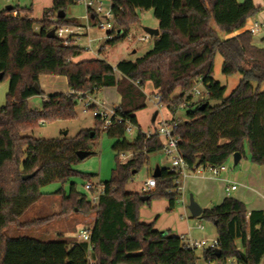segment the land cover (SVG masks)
I'll return each instance as SVG.
<instances>
[{"label": "trees", "instance_id": "16d2710c", "mask_svg": "<svg viewBox=\"0 0 264 264\" xmlns=\"http://www.w3.org/2000/svg\"><path fill=\"white\" fill-rule=\"evenodd\" d=\"M76 3L53 0L39 20L32 17L29 7L0 9V73L2 80L10 79L7 102L0 108V264H89L85 242L11 237L7 229L14 224H47L74 212L88 216L94 211L91 239L96 264H197V249L188 248L180 235L163 234L154 223H143L139 217L141 205L153 198L168 199V210H174L180 172L159 167L154 190L127 191L149 155L163 148L157 134L146 140L136 113L147 106L144 88L151 82L160 103L171 113L176 114L181 106L186 109L174 133L192 171L226 164L235 153L264 166V48L253 45L249 30L226 38L243 29L260 9L253 0H115L114 22L122 35L108 40L106 46L125 39L139 21L140 11H153L160 35L153 37V47L142 56L113 66L100 58L75 61L84 50L80 45L49 36L59 25L80 22L67 17V9ZM61 11L66 17L58 18ZM217 53L223 57V74L241 75L229 95L213 76ZM43 75L65 76L70 92L46 96L42 89L37 91L35 84ZM199 79L210 93L192 102V95L186 94ZM110 87L122 99L113 124L106 129L95 117L94 130H82L72 138L37 139L26 134L45 122L75 118L80 99ZM36 95H44L41 108L29 106L28 100ZM211 100L218 103L212 105ZM130 126L138 128L133 140L126 138ZM101 132L116 139L115 151L136 154L126 162L117 155L111 179L99 181L105 187L99 202L93 204L72 184L68 194L57 192L61 194L59 213L22 223V216L43 197V186L77 175L91 182L93 175L74 166L83 160L78 151H93ZM30 174L34 175L24 178ZM145 196L149 198L144 201ZM201 216L214 223L220 242V256L213 249L203 251L208 264L264 263V211H249L241 200L227 197L204 209Z\"/></svg>", "mask_w": 264, "mask_h": 264}, {"label": "rangeland", "instance_id": "374dc122", "mask_svg": "<svg viewBox=\"0 0 264 264\" xmlns=\"http://www.w3.org/2000/svg\"><path fill=\"white\" fill-rule=\"evenodd\" d=\"M45 2L47 3L44 4H50L52 3V0H45ZM44 4L41 0H0V9H6V7L10 5L14 7H29L33 10L32 17L39 20L43 16L45 8ZM86 13V6L80 2L67 9V17L79 19L83 25L87 23L86 20L83 19V16L86 15ZM139 15V21L133 25L131 30L135 36L143 35V27L157 28L156 25H158V20L154 16L152 10L140 11ZM89 24L91 25L89 34L78 38L76 43L84 49L83 54L104 59L113 66L121 60H134V58L142 56L153 47L154 38L141 43H132L125 38L114 46H106L109 32L100 29L97 26L98 23L94 20H91ZM88 49H92L94 54L89 52L86 53ZM134 49L137 50V53L135 54L133 53ZM222 64L223 57L220 53H217L214 61L213 76L227 88L226 95H229L240 82L241 75L223 74ZM9 86L10 79L8 77L0 81V108L4 107L7 102ZM200 88L202 90L205 89L204 85H201ZM105 91L106 89L99 93L98 96H96V93L86 99H80L76 106L75 118L45 122L42 123L39 128L29 131L26 134L37 139H55L64 137L72 138L82 130H94L96 128V118L94 116V108H90V106L94 105L95 100L98 101V97L105 100ZM144 91L147 95V106L143 110L138 111L136 114L140 128L143 131H151L160 125L162 119H170L174 117L175 114L171 113L165 105L159 103L156 96L157 90L151 82L146 83ZM188 94L192 95L191 91H189L186 95ZM204 98H207V96ZM43 99L44 95L33 96L28 100L29 106L31 108H41ZM200 100H203V98L192 95V102H198ZM88 102L90 103V106H87ZM210 103L215 105L218 102L211 100ZM156 111H159V114L157 119L153 120V116ZM176 114L178 115V118H184L186 116V109H181ZM137 131V127L131 126V128L126 132V138L128 140H133L137 135ZM115 140V138L109 137L106 132H101V135L97 140V144L94 146V153L77 163L74 168L83 174L93 175L91 180L93 183L99 181H109L112 177V170L116 165V157L118 154L119 160H122L121 153L123 151L117 152L113 149ZM248 151L249 148L246 145V152L248 153ZM242 161H244V159ZM226 165L227 170L222 171L220 175L230 176L234 179L237 171H239L242 167L243 162L239 165H234V159L230 158ZM157 166L160 168H172V158L163 151L150 154L148 162L143 165L141 170L135 174L134 178L127 185V191L142 193V188L146 180L153 176ZM206 174H209V172ZM183 181L184 180L181 182L182 185ZM88 182L89 181L86 178L81 175H77L69 178L65 182L56 181L43 186L41 189L43 197L22 216L21 222L27 223L32 220L50 217L59 213L61 210V194L57 192L59 190H63L68 194L72 184H75L76 189L90 199L93 192L86 189L85 185ZM191 195H193L194 199L201 205L198 195L193 191V189L186 187V189L183 188L180 191V195L178 196L179 201H177L176 206L172 211L168 210V199L153 198L150 202H146L141 205L139 209L140 221L143 223H154L156 229L160 231H171L172 234L181 235L184 233H190V235L195 239L217 236V229L213 222L205 220L202 216H192L188 208ZM215 204L216 203L211 205V208L215 206ZM95 217L96 211L92 212V214L88 216L74 212L68 217L54 218L47 224L28 227H22L14 224L9 226L7 234L11 237L27 235L45 241L64 240L68 242H80L82 241L80 234L86 228L93 225ZM65 218L70 219L65 221ZM199 224H203L205 229H199L197 227ZM203 251L204 250L201 248H198L196 251L198 256L197 264H208L203 258ZM228 264L232 263L229 262ZM233 264L238 263L234 261Z\"/></svg>", "mask_w": 264, "mask_h": 264}, {"label": "built area", "instance_id": "2783aa9c", "mask_svg": "<svg viewBox=\"0 0 264 264\" xmlns=\"http://www.w3.org/2000/svg\"><path fill=\"white\" fill-rule=\"evenodd\" d=\"M78 2L83 3L86 6L87 13L86 15L83 16V19L86 20L87 23L85 25H83V23L81 22L71 25H59L55 28L56 37L64 40L66 43L70 41L76 42L78 38L89 34V30L91 29V25L89 23L91 20L96 21L98 23L97 26L100 29L109 32L108 40H113L122 35V31L118 30L115 27V22H114L115 0H77V3ZM17 14H18L17 12L13 13L14 16H17ZM260 26L261 24L255 23L252 27L249 28V31L255 34L260 28ZM119 31L121 32L119 33ZM125 38L132 43L133 42L141 43L148 41L153 37L144 31L143 35H137V36H135L134 33L130 32ZM88 52L94 54L92 49H88L86 53ZM137 84H139V82H137ZM201 85H203L202 80L201 79L197 80L194 87L191 90V94L195 97H200L204 99V97L209 96L210 92L205 86H204L205 89L202 90L200 88ZM156 96L160 103L159 95L157 94ZM94 104L97 106V108L94 110V116L99 118V120L102 123V128L106 129L107 127L111 126L113 124V118L116 116L117 106L108 107L104 105V103L102 104L97 100H95ZM87 106H90L89 102L87 103ZM181 109H184V106H181L179 110ZM177 119H178L177 114H175V116L170 119H162L160 125L156 129L151 131L150 130L145 131V133H146V140H148L153 135L156 134L158 135L163 145L162 151L172 158V168L170 169L177 170L178 172H180V178L176 180V184H177L176 190L181 191L184 188L183 185L181 184L182 180L187 179L191 174L204 175L207 172H209V175L211 177H218L222 173V171L227 170V165L223 164L220 166H208V167L201 166V167H197L194 171H192L180 152L179 149L180 138L174 133L179 125ZM130 128L131 126L128 129ZM135 154H136L135 151H123L121 153L122 160L120 161L126 162L129 159H131ZM85 187L89 191H92L93 189L95 190L90 200L93 204H97L99 202L100 196L105 191L104 185L100 182L97 183L88 182L85 185ZM156 187H157L156 177L155 176L149 177L142 188V193H147L149 191H152ZM237 188H238L237 184L227 187L226 188L227 197H230L231 192L236 190ZM91 228L92 226L86 228L80 234V238L82 239V242H85L87 244V258L89 264H96L97 261L94 258L95 243L91 239V233H92ZM198 228L203 230L204 225L199 224ZM180 237L183 243L188 248H192V249L201 248L203 250H209V249L216 250L220 248V242L218 240V237L203 238V239H195L191 235H180Z\"/></svg>", "mask_w": 264, "mask_h": 264}, {"label": "crops", "instance_id": "0c3cea01", "mask_svg": "<svg viewBox=\"0 0 264 264\" xmlns=\"http://www.w3.org/2000/svg\"><path fill=\"white\" fill-rule=\"evenodd\" d=\"M238 1L242 3L244 0H238ZM41 2H43V4L47 3L45 2V0H41ZM253 2L255 6L260 9L257 15L249 18L247 20L246 26L243 29L236 31L233 34L227 35L226 38L235 36L245 30H249V28L252 27L255 23H259L261 24L260 28L255 33L256 35L253 34V45L260 48H264V0H253ZM44 5H45L44 9H46L51 7L52 3L44 4ZM158 25H159V21H158ZM158 25H156L157 28ZM133 53L134 54L137 53V50L134 49ZM92 58H97V57L87 56L82 53L74 60L81 61ZM39 84L46 96L52 93L70 92L68 80L65 76L43 75L40 77ZM104 90L99 91L96 94V96H98V94L103 92ZM105 92H106L105 100L103 98L98 97L97 99L99 102H101L102 104L104 103V105L108 107L118 106L121 103L122 97L117 92L115 87L106 88ZM243 159L244 161H242ZM241 162H243V165L239 169V171H237L236 177L234 179H232L230 176H224V175L222 176L220 175L218 177H211L209 174H204V175L191 174L187 179L183 181V187L184 189H186V187L189 189H193V191L199 197L202 208L203 207L211 208V205H213L214 203H216L215 205L221 204L225 200V198H227L226 195L227 187L237 184L238 188L231 192L230 197H234L244 202L249 211H255V210L264 211V166L253 164L248 158H243V157L239 162V164ZM158 167L159 166H157V168ZM69 219L70 218H65L64 220L68 221ZM187 234L190 235V233H184L181 235H187ZM174 235H178V234H174ZM216 237L217 236L211 238H216ZM233 262L234 261H231L232 264Z\"/></svg>", "mask_w": 264, "mask_h": 264}, {"label": "water", "instance_id": "95a60500", "mask_svg": "<svg viewBox=\"0 0 264 264\" xmlns=\"http://www.w3.org/2000/svg\"><path fill=\"white\" fill-rule=\"evenodd\" d=\"M12 5L8 6L7 7V10H11L12 9ZM66 17V12L65 11H61L59 14H58V18H64ZM143 30L150 34L152 37H158L160 35V30L159 28H151V27H143ZM121 31H119L120 33ZM49 36L50 37H54L55 36V29L51 30L49 32ZM4 77V74L3 73H0V81L3 79ZM35 89L37 91H40L41 87H40V84L39 83H36L35 84ZM206 105L203 106V108H205ZM159 114V111H156L154 113V116H153V120H156L157 119V116ZM94 152L93 151H83V150H80L78 151V155L81 159H85L87 158L88 156L92 155ZM233 159H234V165H238L239 162L241 161L242 159V154L241 153H235L233 155ZM159 168V167H158ZM158 168H156V172L154 173V176L157 177L160 175V173H158ZM34 174H30V175H25L24 178H29V177H32ZM149 197L148 196H145L143 197L142 199L145 201L147 200ZM188 208L192 214L193 217H199L201 216L202 212H203V208L201 207V205L194 199L193 195H191V198H190V202H189V205H188ZM163 234L166 233V231H162ZM215 253L220 256L221 254V250L220 248L216 249L215 250Z\"/></svg>", "mask_w": 264, "mask_h": 264}]
</instances>
